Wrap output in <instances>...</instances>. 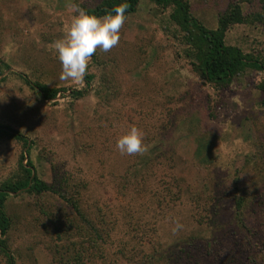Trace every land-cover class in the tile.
<instances>
[{
    "label": "rangeland",
    "instance_id": "obj_1",
    "mask_svg": "<svg viewBox=\"0 0 264 264\" xmlns=\"http://www.w3.org/2000/svg\"><path fill=\"white\" fill-rule=\"evenodd\" d=\"M99 1L0 0V122L32 141L38 177L77 198L103 234L95 240L55 193L11 194L6 238L16 263L147 264L161 250L167 257L155 264H264V73L219 88L204 81L170 8L140 0L119 44L89 61L90 84L61 80L54 42L77 7ZM186 1L209 28L230 5L262 10L260 0ZM225 41L264 58V21L230 26ZM21 75L84 93L47 102ZM131 126L143 154L116 147ZM21 153L19 142L0 140V182L16 175Z\"/></svg>",
    "mask_w": 264,
    "mask_h": 264
},
{
    "label": "trees",
    "instance_id": "obj_2",
    "mask_svg": "<svg viewBox=\"0 0 264 264\" xmlns=\"http://www.w3.org/2000/svg\"><path fill=\"white\" fill-rule=\"evenodd\" d=\"M140 0H100L93 6L81 5L97 16H103L107 11L114 9L122 4H127L125 17L136 12ZM262 10L244 15L239 4L230 5L229 8L220 15L215 28L205 26L198 18L192 15L190 5L186 0H153V2L163 9L170 8L169 19L179 29V38L186 45L185 54L189 58L192 70L204 81L213 84L216 87H225L231 83L233 78L245 71H257L264 73V58L255 56L251 52H245L238 45L227 44L225 35L228 28L234 24L264 21V0ZM9 68L8 65H6ZM24 82L48 102L57 101V94H64L68 91L70 98L77 99L81 97L84 91L74 88L50 87L46 84L31 81L26 76L21 75ZM92 74L84 77V82L89 85ZM258 86L264 90V80ZM65 95V94H64ZM10 139L19 142L22 145L23 153L18 159V172L13 178L0 182V256L3 264H17L14 255L7 244V232L11 226V218L6 212V201L11 194L21 191L40 196L44 193H55L65 201L83 220L86 228H89L95 240H103V234L100 228L91 222L86 214L81 210L79 201L74 196H69L66 192L56 188L52 184L40 179L34 170L32 161L28 158L32 141L28 139L19 130L0 122V140ZM25 161V163H24ZM243 198H235V210L237 219L244 228L243 219L240 213ZM204 253L210 252L209 241L201 244ZM167 257L166 251L156 250L150 255V259L155 261L147 264H155L161 258ZM146 260L143 259L144 263Z\"/></svg>",
    "mask_w": 264,
    "mask_h": 264
},
{
    "label": "clouds",
    "instance_id": "obj_3",
    "mask_svg": "<svg viewBox=\"0 0 264 264\" xmlns=\"http://www.w3.org/2000/svg\"><path fill=\"white\" fill-rule=\"evenodd\" d=\"M128 5L122 4L97 16L85 8L77 7L63 38L54 42V50L62 65L60 79L80 82L88 72V64L97 49L110 51L120 41V31L125 23ZM121 154L135 155L147 151L141 130L131 126L116 144ZM182 225L177 221L174 230Z\"/></svg>",
    "mask_w": 264,
    "mask_h": 264
},
{
    "label": "built area",
    "instance_id": "obj_4",
    "mask_svg": "<svg viewBox=\"0 0 264 264\" xmlns=\"http://www.w3.org/2000/svg\"><path fill=\"white\" fill-rule=\"evenodd\" d=\"M64 94H65V95H64ZM64 94H62V95H61V93L57 94V96H56L55 99H56V100H59L60 98H63L64 96L67 97V96H68V95H67V94H68V91H66ZM45 101H47V100H45ZM47 102H48V101H47Z\"/></svg>",
    "mask_w": 264,
    "mask_h": 264
}]
</instances>
